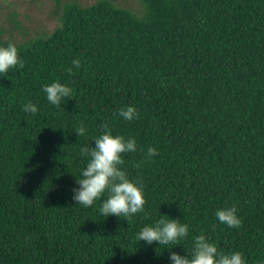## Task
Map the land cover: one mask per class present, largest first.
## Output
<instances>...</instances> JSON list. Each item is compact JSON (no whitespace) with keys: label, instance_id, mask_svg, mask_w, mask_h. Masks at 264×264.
Returning <instances> with one entry per match:
<instances>
[{"label":"trees","instance_id":"16d2710c","mask_svg":"<svg viewBox=\"0 0 264 264\" xmlns=\"http://www.w3.org/2000/svg\"><path fill=\"white\" fill-rule=\"evenodd\" d=\"M141 2L142 15L110 0L65 2L45 36L0 31L22 61L0 74V264H168L164 245L136 240L160 214L189 225L174 251L203 233L264 264V0ZM53 80L73 90L61 108L42 91ZM128 105L131 121L118 114ZM105 128L136 140L120 167L145 205L128 221L101 217L100 200H71L79 149ZM226 206L238 227L215 217Z\"/></svg>","mask_w":264,"mask_h":264},{"label":"clouds","instance_id":"9594fccd","mask_svg":"<svg viewBox=\"0 0 264 264\" xmlns=\"http://www.w3.org/2000/svg\"><path fill=\"white\" fill-rule=\"evenodd\" d=\"M21 64L14 44H0V74L7 73L10 68ZM72 64L79 67L80 61L73 59ZM42 91L50 105L61 108L62 101L71 99L73 90L69 85L53 80L44 84ZM23 110L35 114L38 106L29 101L23 105ZM118 114L123 119L131 121L136 117L137 111L134 106L128 105L119 109ZM85 133L84 126L75 130L76 135ZM136 147L135 138L114 135L107 128L93 138L91 145H82L79 153L85 160V166L80 169L78 177L74 176L75 186L71 189V200L85 207L92 206L96 200H100L99 214L103 218L114 216L128 221L132 216L143 212L145 198L142 186L130 180L126 171L120 167L123 164L121 154L134 152ZM155 154V148L147 149L149 158ZM214 214L221 224L228 227H238L241 223L234 206L217 208ZM160 216L161 218L154 223L140 227L136 233V240L142 241L145 246H150L153 242L158 246L164 245L162 250L168 251V264H246L240 251H218L215 242L210 241L203 233L193 237L190 252L183 250L181 254L174 251V247L167 246H179V242L189 235V225L166 214Z\"/></svg>","mask_w":264,"mask_h":264},{"label":"rangeland","instance_id":"374dc122","mask_svg":"<svg viewBox=\"0 0 264 264\" xmlns=\"http://www.w3.org/2000/svg\"><path fill=\"white\" fill-rule=\"evenodd\" d=\"M96 0H0L1 38L22 42L35 36H45L60 24L65 2L81 6ZM117 6L142 15L145 7L141 0H110Z\"/></svg>","mask_w":264,"mask_h":264}]
</instances>
